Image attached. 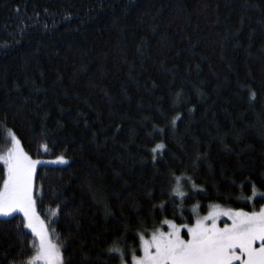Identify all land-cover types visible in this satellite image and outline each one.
Segmentation results:
<instances>
[{"label": "trees", "instance_id": "16d2710c", "mask_svg": "<svg viewBox=\"0 0 264 264\" xmlns=\"http://www.w3.org/2000/svg\"><path fill=\"white\" fill-rule=\"evenodd\" d=\"M9 133L33 159L68 160L37 167L34 187L42 219L62 209L71 264H119L120 236L140 254L141 230L174 211L191 221L197 204L258 210L264 0H0V154ZM174 176L198 186L182 182L178 210ZM22 219L0 218V264L30 255Z\"/></svg>", "mask_w": 264, "mask_h": 264}, {"label": "snow or ice", "instance_id": "6c2138e0", "mask_svg": "<svg viewBox=\"0 0 264 264\" xmlns=\"http://www.w3.org/2000/svg\"><path fill=\"white\" fill-rule=\"evenodd\" d=\"M251 96L254 99L255 93ZM177 119L178 116L173 119V125ZM9 134L11 147L6 153L0 154V163L3 164V175L0 177V217L22 214V228L21 224H17L18 235L23 236V229H28L34 237L30 242L28 258L14 259L12 264H71L62 255L67 238L62 239L53 227L62 209L58 205L57 209L51 211L47 221L41 218L37 210L38 193L34 187V177L37 165L44 161L33 159L16 135ZM40 147L45 152L49 150L47 143ZM164 147V144H157L151 149L154 162L157 152ZM50 163L68 164V160L60 155ZM173 178L175 187L168 195L180 199V204L176 206L178 210L183 207L184 198L188 195L182 190V182L191 184L193 194L198 186L192 177ZM199 191L203 192L204 189L200 188ZM164 194L162 190L161 195ZM39 195L43 196L42 189ZM247 199L251 200L252 197ZM156 207L161 212L166 211L164 203ZM199 208V204L192 207L194 219L191 221L181 215L183 222L178 223V211H174L173 218L161 219L158 226L153 222L150 232L141 230L138 233L140 254H137L136 248H130L127 253L131 255V264H264V206L258 211H244L211 204L206 215H200ZM124 239V236L117 237L107 249L108 253L116 254L119 264H127V254L119 246ZM29 250L21 248L17 255H25Z\"/></svg>", "mask_w": 264, "mask_h": 264}, {"label": "rangeland", "instance_id": "374dc122", "mask_svg": "<svg viewBox=\"0 0 264 264\" xmlns=\"http://www.w3.org/2000/svg\"><path fill=\"white\" fill-rule=\"evenodd\" d=\"M36 160H41V161H44V163H41V164H39V165H37V167H39V166H41V165H49V166H62V165H65V164H57V163H50V161H54V160H56V159H36ZM264 206V205H263ZM222 207H224V206H222ZM209 210V209H208ZM259 210V209H258ZM258 210H256V211H258ZM208 212V211H207ZM207 212L205 213V214H200V215H206L207 214ZM15 214H19V215H21L22 216V214H20V213H14V214H12L11 216H8V217H0V218H10V217H12L13 215H15ZM222 223H223V221L221 222V226H222ZM28 230V229H27ZM165 230H166V226H165ZM29 232H30V230H28ZM30 234H31V232H30ZM32 235V234H31ZM34 238V237H33ZM139 255V254H138ZM128 264H131V262L130 263H128Z\"/></svg>", "mask_w": 264, "mask_h": 264}, {"label": "bare ground", "instance_id": "6f19581e", "mask_svg": "<svg viewBox=\"0 0 264 264\" xmlns=\"http://www.w3.org/2000/svg\"><path fill=\"white\" fill-rule=\"evenodd\" d=\"M122 210V209H121Z\"/></svg>", "mask_w": 264, "mask_h": 264}]
</instances>
